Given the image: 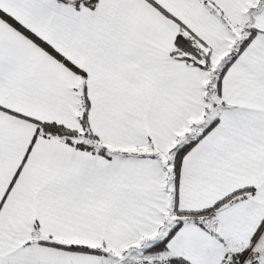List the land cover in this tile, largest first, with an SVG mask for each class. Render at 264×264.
I'll list each match as a JSON object with an SVG mask.
<instances>
[{"label":"snow or ice","instance_id":"obj_1","mask_svg":"<svg viewBox=\"0 0 264 264\" xmlns=\"http://www.w3.org/2000/svg\"><path fill=\"white\" fill-rule=\"evenodd\" d=\"M0 264H264V0H0Z\"/></svg>","mask_w":264,"mask_h":264}]
</instances>
